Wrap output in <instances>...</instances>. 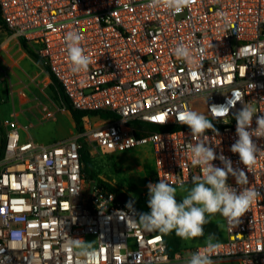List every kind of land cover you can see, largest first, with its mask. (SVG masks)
Segmentation results:
<instances>
[{"label":"built area","instance_id":"2783aa9c","mask_svg":"<svg viewBox=\"0 0 264 264\" xmlns=\"http://www.w3.org/2000/svg\"><path fill=\"white\" fill-rule=\"evenodd\" d=\"M150 5L0 0L4 26L43 61L71 107L115 116L100 123L86 116L80 133L52 144L23 141L16 119L2 121L0 264H186L205 245L170 256L161 234L139 226L140 212L129 198L102 179L104 185L83 178L80 149L82 143L107 153L149 146L154 172L147 185L164 179L179 188L202 174L192 166L188 147L201 139L262 194L238 225L223 218L227 238L211 258L264 264V137H253L260 152L251 171L230 151L238 139L235 114L244 104L264 115V0H192L179 12ZM72 31L82 37L88 72L71 71L66 35ZM181 44L190 59L175 55ZM16 97L20 105L30 101L26 87ZM186 110L204 114L215 131L192 136L178 122ZM41 118L51 121L55 112L42 108ZM132 122L146 126L134 128ZM256 127L254 116L251 129ZM213 164L223 167L218 158ZM227 183L241 190L235 177L229 175ZM147 185L143 197L149 196ZM71 239H91L95 260L77 255Z\"/></svg>","mask_w":264,"mask_h":264},{"label":"clouds","instance_id":"9594fccd","mask_svg":"<svg viewBox=\"0 0 264 264\" xmlns=\"http://www.w3.org/2000/svg\"><path fill=\"white\" fill-rule=\"evenodd\" d=\"M192 0H151L150 6L163 4L167 8L179 12L189 6ZM82 37L78 32L72 31L66 35L67 53L74 74L88 72L90 58L81 47ZM175 55L182 59H190V51L183 44L175 49ZM264 64V63H261ZM258 110L250 103L235 114L236 136L238 139L231 145L230 151L239 155L240 162L251 171L257 162V154L260 152L253 141V137H264V115L257 116ZM256 116L255 129H251L253 117ZM178 122L186 125L191 135L203 137L213 125L208 118L199 112L186 110L179 117ZM251 129V130H250ZM191 150V164L200 167L201 175L191 178V188H185L183 182L178 184L181 192H186L182 202H177V186L161 179L158 183H149L148 207L150 213H139L138 224L146 231H158L163 235L172 233L184 239L191 240L204 237L203 226L209 223L217 214L225 218L230 225H238L240 218L249 211L251 205L262 194L249 184L247 175L243 170L234 169L232 161L220 155L202 139L188 146ZM220 159L223 167L213 164L215 159ZM229 175L235 177L236 183L241 187L237 191L227 183ZM132 207L131 203L128 205ZM211 217V218H210ZM19 235V234H17ZM92 243V242H91ZM91 243L82 239H71V245L78 249L77 255L84 256L90 261L96 258V251L91 248ZM219 247V242L214 235H209L205 241V249L190 253L186 264H215L211 258L212 252Z\"/></svg>","mask_w":264,"mask_h":264},{"label":"rangeland","instance_id":"374dc122","mask_svg":"<svg viewBox=\"0 0 264 264\" xmlns=\"http://www.w3.org/2000/svg\"><path fill=\"white\" fill-rule=\"evenodd\" d=\"M7 48H9L8 53H6ZM19 51L17 41L10 39L5 31L0 30V106L5 107L4 118H13L19 121L23 128H27L34 140L39 143L49 144L54 140L73 137L77 130L71 115L55 101L54 93L47 87L48 81L45 74L38 67L32 65L30 59H21ZM18 64L20 67L25 66L27 73L19 69ZM22 84H29L33 93L32 103L24 107L19 106L15 98V90ZM42 108L55 112V118L51 121H43L40 114ZM90 119L94 123L109 121L99 116H92ZM0 137L4 139L3 132ZM88 149L98 178L123 191L140 213H150L149 196L143 197V193H145V187L154 172L151 148L142 146L123 153L96 151L91 147ZM191 187L192 185L185 186V188ZM184 195L186 192H181L178 188L176 197L178 203L182 202ZM211 219L203 226L204 237L191 240L178 237V251L185 252L194 247L205 245L207 236L212 235V228L218 224V214ZM88 242H91V239H88Z\"/></svg>","mask_w":264,"mask_h":264},{"label":"trees","instance_id":"16d2710c","mask_svg":"<svg viewBox=\"0 0 264 264\" xmlns=\"http://www.w3.org/2000/svg\"><path fill=\"white\" fill-rule=\"evenodd\" d=\"M0 30L5 31L7 34H11L10 31H8L6 29V27L4 26L3 22L0 19ZM20 43L21 45L27 50V52L33 56V58L35 59V61L39 64V66H41L46 73H48V75L51 78L52 81V90L54 93V97H55V101L60 105L61 108L65 109L66 111H68L72 117V120L74 121L75 124V128L77 130L78 133H80L82 131V120L84 117L89 116H99L105 120H112L115 119V116L113 114H110L108 112H81V111H77L74 110L71 105L70 102L67 98V96L65 95L62 86L59 84V82L52 76V74L50 73V71L48 70V68L44 65L43 61L41 59H39L28 47L26 42L23 39H20ZM132 127H144L146 125L140 123V122H132L130 124ZM147 127L149 129H153V130H159L158 128H156L155 126L152 125H147ZM163 130V129H160ZM3 148H4V142L1 145V149H0V159L3 156ZM80 159H81V163H82V176L85 180H91V181H95L100 185H104V182H102L99 178H98V174L95 170L92 158H91V154L90 151L87 147L86 143H82L81 149H80ZM107 187H109L110 189L114 190L115 192H117L124 200H129L128 197L120 190V189H115L111 186H109L108 184H106ZM155 233H159L158 231H154ZM161 234V233H159ZM164 238V241L166 243V247H167V251L169 253L170 256H172L174 253L178 252V236L175 234V232L173 231L170 234L167 235H163L161 234Z\"/></svg>","mask_w":264,"mask_h":264},{"label":"crops","instance_id":"0c3cea01","mask_svg":"<svg viewBox=\"0 0 264 264\" xmlns=\"http://www.w3.org/2000/svg\"><path fill=\"white\" fill-rule=\"evenodd\" d=\"M8 35H9V38L10 39H15L17 41V44H18L19 50H20L19 51L20 58L23 59V60H25V58L30 59V61L32 62V65L38 67V69H40L42 71V73L45 74V78L48 81L47 87H48V89H51L52 90V88H51L52 81H51L50 76L48 75V73L45 72V70L41 66H39V64L35 61V59L33 58V56L30 55L27 52V50L21 45L20 38L14 37L12 34H8ZM27 47L33 52V50L28 45H27ZM8 52H9V48H7V50H6V53H8ZM17 66L24 73L25 72L27 73V69H25L26 68L25 66L24 67H20V64H18ZM20 87H26L28 89V91H29L30 101L27 104H25V105H20L19 102H18V100H17V97H16V91ZM18 88L15 90V98H16V101H17L18 105L19 106H22V107L30 105L32 103V100H33V93H32L31 86L29 84H22ZM52 92H53V90H52ZM32 108H29V109H32ZM4 113H5V107L4 106H0V122L1 123H2L3 120L9 119V118H6V117L4 118ZM1 123H0V136H1V132L5 133V129L2 126ZM18 123H19V121H18ZM19 126H20L21 139L23 141H33V142L39 143L36 140H34V138L31 136V134L29 133V131L27 130V128L24 129L23 126H22V124H20V123H19ZM29 127H30V123H29ZM67 139H69V138L61 139V140H58V141H55L54 140L52 143H56V142L63 141V140H67ZM3 142H4V139H1V137H0V149H1V145L3 144ZM52 143H49V144H52ZM40 144H43V143H40ZM217 221H218V224H216L212 228V235H214L216 237V239H217L218 242H222V241L226 240L227 234H226L225 227H224V224H223V217L220 216L219 214H218V220ZM228 262H234L235 264H237V262H235V261L215 262V264H222V263H228Z\"/></svg>","mask_w":264,"mask_h":264}]
</instances>
